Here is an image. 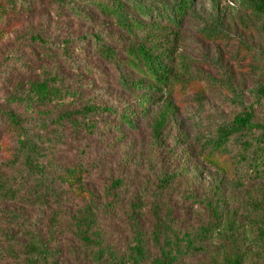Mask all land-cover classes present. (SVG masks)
<instances>
[{
    "label": "rangeland",
    "instance_id": "obj_1",
    "mask_svg": "<svg viewBox=\"0 0 264 264\" xmlns=\"http://www.w3.org/2000/svg\"><path fill=\"white\" fill-rule=\"evenodd\" d=\"M191 1L181 27L154 30L147 43L151 25L127 31L94 6L81 19L61 0H0V188L8 193L0 194V264H37L34 244L58 264L127 262L138 244L144 264L169 250L176 264H223L237 252L264 264V179L238 162L233 142L223 154L203 149L245 111L264 123V100L253 93L264 84L260 20L250 0ZM95 38L132 81L141 75L127 50L157 45L172 69L168 92L123 89ZM144 95L154 97L146 114ZM90 106L135 111L134 126L80 113ZM89 211L95 246L76 233L75 218Z\"/></svg>",
    "mask_w": 264,
    "mask_h": 264
},
{
    "label": "trees",
    "instance_id": "obj_2",
    "mask_svg": "<svg viewBox=\"0 0 264 264\" xmlns=\"http://www.w3.org/2000/svg\"><path fill=\"white\" fill-rule=\"evenodd\" d=\"M22 5L29 6L26 0H19ZM63 4L69 8L73 14L81 19H88V15L85 13L84 8L86 6H94L98 8L104 14H108L113 17L116 22L125 30L133 31L146 30L150 31L146 36L147 43H154L156 36L153 35L154 30L173 33L169 30V26L181 27L183 19L188 14L191 8V0H178L173 4L161 3L159 6L154 4H145L143 0H79L80 5L77 2H67L61 0ZM252 2V9L258 15L260 20L259 30L264 38V0H250ZM129 8L134 10L133 13L129 11ZM148 19L149 24L142 21V19ZM162 22H166L168 27H161ZM147 43H140L137 46L129 48L126 52L129 66L141 75V78L137 81H132L129 75L124 70V61L119 58L118 54L110 48L106 43L102 42L100 38H95V46L103 54V56L109 60L119 77V81L123 89L129 91H141L144 89L150 91L160 92L166 94L170 89L172 69L165 61L167 54L158 53L157 45L151 47L147 46ZM70 42L66 43V46L62 49L63 55L73 62L69 52ZM264 62V52L261 55ZM5 64L7 68L11 66L10 60ZM19 57L16 56L14 61L19 62ZM46 92V86H42ZM254 95L258 100H264V84L258 86L253 90ZM154 97L150 95H144L140 101L141 112L145 114L149 112L148 107L154 104ZM105 113L115 114L122 121L123 125L128 127L134 126L135 111L125 109L119 111L116 108H98L95 106L85 107L80 113L92 114V113ZM9 118L15 123L19 124V119L13 113L9 114ZM164 126V122L161 121L159 125H156V131L159 134L160 129ZM90 131H95L91 130ZM234 144V149L237 150V157L239 163L250 165L252 173H255L257 177L264 179V123L257 122L252 112L245 111L244 113L235 117L230 123H225L217 130L214 137H210L205 140L203 149L208 150L211 154L225 153L230 150L231 144ZM27 164L32 169L33 159L27 157ZM171 180L166 186L171 184ZM165 186V187H166ZM6 189L0 188V194L3 192L8 194ZM54 194V193H53ZM157 215V227L161 225V218L158 213V209H155ZM75 226L77 237L87 246H95L97 243L93 240L91 234V228L96 223V218L92 211H89L84 216L75 218ZM10 237L11 233H9ZM261 236L264 240V229H261ZM160 239V231L158 233ZM158 239V240H159ZM36 253L34 256L38 258L37 264L42 261V264H58L54 261L49 262V254H42L45 250L38 247L37 244L31 246ZM48 251V250H46ZM146 260V249L143 245L138 244L134 247L130 259L126 261L115 260L113 264H144ZM179 260L178 255H174L172 250L162 251L160 257L152 261V264H176ZM112 262V261H111ZM223 264H245V257L241 252H237L233 258L227 259Z\"/></svg>",
    "mask_w": 264,
    "mask_h": 264
}]
</instances>
